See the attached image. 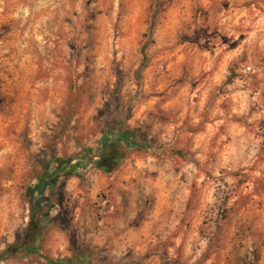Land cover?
<instances>
[{"label":"rangeland","instance_id":"rangeland-1","mask_svg":"<svg viewBox=\"0 0 264 264\" xmlns=\"http://www.w3.org/2000/svg\"><path fill=\"white\" fill-rule=\"evenodd\" d=\"M33 210L0 264H264V0H0V254Z\"/></svg>","mask_w":264,"mask_h":264},{"label":"trees","instance_id":"trees-1","mask_svg":"<svg viewBox=\"0 0 264 264\" xmlns=\"http://www.w3.org/2000/svg\"><path fill=\"white\" fill-rule=\"evenodd\" d=\"M147 67V64L143 65V69ZM142 69V70H143ZM234 72L232 71V76L229 77L228 83H233L234 80ZM129 136V134H127ZM144 142V141H143ZM107 144L103 145L104 149L100 152L99 156L93 161L90 165L94 166L96 169L100 170L105 175H112L115 173L120 164L124 161V156L120 153L117 144L106 142ZM140 143L142 141L140 140ZM147 149H151V147L147 146ZM175 157L185 161V162H195L194 157L186 153L184 151L178 150L173 151L172 153ZM87 170L89 169L88 166L83 165V161H76L73 165H64L60 168L56 169V172L51 173L49 170L41 179L40 184L36 186L37 192L41 191L42 185L49 181V180H57L61 175H71L75 174L79 170ZM36 210H33V216L31 218L30 224L28 226V235L31 238L30 243H23L22 245L14 244L7 247L1 254H0V263L3 261H7L10 259H17L22 257L33 256L35 254H40L41 249L38 247V242L40 239V230L39 227L34 226L35 218H36ZM82 261V260H81ZM51 264H54L52 261H49ZM60 264V263H57Z\"/></svg>","mask_w":264,"mask_h":264}]
</instances>
